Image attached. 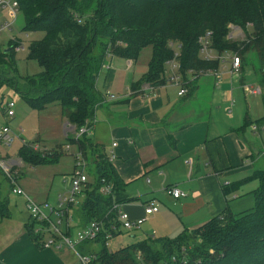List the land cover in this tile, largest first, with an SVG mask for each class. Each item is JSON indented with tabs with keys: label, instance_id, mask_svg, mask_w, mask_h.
Here are the masks:
<instances>
[{
	"label": "trees",
	"instance_id": "trees-1",
	"mask_svg": "<svg viewBox=\"0 0 264 264\" xmlns=\"http://www.w3.org/2000/svg\"><path fill=\"white\" fill-rule=\"evenodd\" d=\"M16 1L25 17L22 31L44 33L41 40L31 43L28 57L37 61L42 72L20 77L12 47L8 53H0V89L10 88L38 111L58 104L63 117L77 129L93 123L100 102L96 81L108 55L136 61L147 47L153 54L144 81L153 85L165 84V65L172 60L179 62L181 73L191 72L197 78L209 71L219 72L228 63L225 54L238 55L243 74L251 68L259 76L264 103V0ZM229 25L243 29L245 39H228ZM206 33H211V48L219 59L200 57L199 39ZM252 62L259 68L255 70ZM8 73L15 76L10 78ZM186 79L184 87L189 92L192 83ZM67 141L92 166L91 180L82 187L84 193L81 190L83 201L78 209L75 203L68 207L76 212L78 230L101 224L97 238L77 245L78 253L94 257L92 264H139V259L144 264H264V169L243 180L246 184L259 181L252 209L233 214L227 206L201 227L174 239H149L111 252L107 242L121 226L115 206L128 201L124 183L104 149L92 145L88 136ZM62 153L59 148L44 154L26 146L19 150L30 166L56 163ZM105 186L110 188L108 195L100 191ZM0 213L7 215L3 202ZM71 228L69 225L63 233L71 236ZM26 229L36 248L45 249L52 236L49 223L30 217ZM36 229L40 232L35 233Z\"/></svg>",
	"mask_w": 264,
	"mask_h": 264
},
{
	"label": "crops",
	"instance_id": "crops-1",
	"mask_svg": "<svg viewBox=\"0 0 264 264\" xmlns=\"http://www.w3.org/2000/svg\"><path fill=\"white\" fill-rule=\"evenodd\" d=\"M146 59L148 66L150 53ZM148 70L144 71L138 61L117 55L108 56L96 81L100 102L95 108L93 127L88 136L92 145L104 149L109 159L111 155L114 156L111 163L122 179L128 197V201L118 206V210L128 214L132 221L144 220L139 228L125 230L134 234L145 223L157 225L156 230L147 232V237L132 244L149 239H174L175 234L181 235L184 231L201 227L227 206L233 214L252 209L253 191L259 181L246 184L243 180L264 169V149L259 145L262 132L258 118L254 116L257 114L252 109V102L261 97L264 110L259 86H252L247 91L240 81L241 77L232 78L222 71L215 72L213 76L207 74L197 78L187 73L185 77L192 83V89L179 96L182 77L180 84L167 79L164 85H153L144 81ZM254 89H260L259 94H251ZM110 95H114L116 100H110ZM239 96L244 99L245 106H240ZM58 108L65 122V136L74 138L77 128L63 117L61 107ZM1 115L5 122L11 121ZM5 125L0 124V128ZM254 136L258 138L254 139ZM23 141L26 140L21 139ZM33 142L47 148L41 139ZM66 146L70 147L69 150H66ZM9 149L0 146V153L5 161L12 162L18 175L17 183L25 177L24 172L28 167L59 165L64 156L68 158L66 161L71 177L75 155L79 152L75 145L65 143L62 147L64 154L56 163L30 166L20 156L13 159ZM88 178L91 180L90 176ZM171 186L183 191L186 197L177 200L165 194L164 189ZM11 189L0 171V202L6 204L8 215L0 213V264H65L51 248H36L26 229L30 215L23 220L16 207L12 206L8 197ZM70 190L71 184L63 195H68ZM60 196L62 194L57 197L55 209L59 207ZM29 198L41 206L48 204L49 200L46 192ZM242 200H247L245 206L238 204ZM153 201L159 211L146 216L145 206ZM68 211L69 216L73 212L76 214L74 208ZM46 213L60 231V226L64 224L68 228L65 217L61 220L49 210ZM53 217L56 222L52 220ZM168 220H171L170 229L164 225ZM122 229L120 226L116 230L117 235Z\"/></svg>",
	"mask_w": 264,
	"mask_h": 264
},
{
	"label": "rangeland",
	"instance_id": "rangeland-1",
	"mask_svg": "<svg viewBox=\"0 0 264 264\" xmlns=\"http://www.w3.org/2000/svg\"><path fill=\"white\" fill-rule=\"evenodd\" d=\"M1 15L2 16H0V25L6 22L5 13H2ZM24 25H25L24 14L21 11H18L16 20L14 21L13 26L11 27V30L0 34V53L6 52L7 50H11V48L13 47V51H15L14 52L15 69L17 71V74L22 78H27V77L36 76L42 72V68L39 66L37 61L31 60L28 57H29V47L31 43L34 41L41 40L44 37V33L43 32H34V33L23 32L22 29ZM230 26L232 25H229L228 27L230 28ZM240 29H239V32L237 31H234V32L232 31V33L230 32L228 34V39H232L234 41L244 40L245 39L244 30L243 29L240 30ZM148 53H150L152 57V54H153L152 49L150 47L144 48L139 54L138 59L136 60L139 62V65L142 67L144 71H147L148 70L147 67L149 66V65L147 66L149 62L148 59L145 60V57L147 56ZM179 54H180L179 51L175 53L177 57L179 56ZM203 54L204 53H200V57H202L203 60L207 61ZM214 54H216L215 51H214ZM227 57L228 59L230 58L229 56ZM229 62L230 61L228 60V63L226 64L224 63L223 66H220V71L229 74L230 73V70H229L230 63ZM252 63H255V70L256 68L257 69L259 68V65L256 62H252ZM180 67L181 66L179 65V62L177 60L176 61L172 60L171 62H167L165 65L166 72L164 74V77L166 80L167 79L171 80V78L179 79L180 77H182V86L181 85L180 86H181V89H185L184 86H186L188 81L185 77V74L180 72V69H179ZM246 69H247V72H245L246 75L243 74V72L241 71L240 76L236 77V79L241 77L240 81L244 83L245 86L248 87L249 89H252V86L254 88H257L258 86L260 87V84L258 81L259 76L253 75V73L251 72V68H246ZM215 72L217 71H209L205 75L210 74L213 76V75H216ZM7 76L8 77L10 76V78H13L15 74L8 73ZM261 92L263 94V90ZM1 98H4V100L11 99L15 102V105H16L14 109L15 118L9 122H5V119L1 115L2 113L0 112V124L6 123L15 135V142L12 144V146L8 150L9 154L11 155L13 159L19 158V148L22 146L21 139H25L29 143L35 141L36 139H41L45 143L44 146H46L48 149L52 150L54 148H59L63 152L64 149L60 148L58 145L63 146L68 141H67V137L65 136V132H64L65 122L60 117V112L58 108L59 106L57 104L49 105L45 111L44 110L38 111L32 108L29 104H27L23 98L15 94L8 87H3L0 89V99ZM238 101H239L240 106H245V101L243 98H240V96H239ZM247 102L250 103L248 98H247ZM256 107H257V112H256ZM252 109L253 111H255V114H257L254 116L258 118V125L261 128L260 130L262 132V141L259 140V145L262 146V148L264 149V110H263V104H262L261 97H257L256 102H252ZM243 111H245V108ZM71 125L74 126L73 124ZM87 136H89V134ZM257 138L258 137L254 136V139H257ZM66 157L67 156L62 157L61 159L62 161L59 163V165L55 164L51 166L34 167V168L28 167L26 169V172H24L25 177L21 178L18 181L17 188H20L22 192L24 193V195L28 197H32V196L34 197V196H37L40 192H46L48 193V197H49L48 204L51 207H56V205H58V203L56 202L57 197L59 196V194L63 195L65 192H67V190L70 187V183H71V177L69 174L70 170L68 167V163L66 161L68 160V158ZM84 160L87 162L85 157H84ZM19 175H21V171H19ZM91 175H92V169L89 166V176ZM5 179L11 188V183L9 182L8 178L5 177ZM256 182L257 181H255L254 184H256ZM258 186H259V183L256 185V188ZM81 190L83 191L82 188ZM84 196L85 194L83 195L81 193V195L76 198V208L77 209L79 207V204L83 201ZM8 197H10L12 206H15L19 214H21V216L23 217V220H26L28 216L30 215V213L27 208V202L25 203L26 201L25 198L23 196H18L12 192L8 194ZM239 198H243V197H239ZM35 202L41 206L40 203H38L37 201ZM246 202L247 200H242V201H238V204L245 206ZM72 215L74 216V218H73V222L70 224L72 228H71V236H69V238L72 242H74L76 240V233L82 232L83 229L78 230L77 228L78 219L74 212L70 214L71 218L73 217ZM52 220L56 222L54 217L52 218ZM170 221L171 220H168L167 222L164 223L165 228L167 229L171 228ZM156 226H157L156 223H152V222L150 224L145 223L140 230L143 233L138 231V232H135L134 234L126 231L125 229H122V232L119 235L108 240L107 247L109 251L115 252L122 247H125L136 241H140L141 238L143 237H147L149 235V233L147 232L151 230H156ZM60 229L62 232H64L65 224L63 226H60ZM179 234L180 233L175 234L173 238H176L177 236H179ZM50 250L56 253L65 264H79V259L76 253L67 247H63L61 250H55L54 248H51ZM138 263L144 264V261L139 259Z\"/></svg>",
	"mask_w": 264,
	"mask_h": 264
},
{
	"label": "built area",
	"instance_id": "built-area-1",
	"mask_svg": "<svg viewBox=\"0 0 264 264\" xmlns=\"http://www.w3.org/2000/svg\"><path fill=\"white\" fill-rule=\"evenodd\" d=\"M19 11V4L16 0H0V16H2V13H5L6 16V22L4 24L0 25V34L3 32H7L11 30V27L13 26L14 21L16 20L17 12ZM251 26V25H249ZM239 27L236 26H230L231 33L232 31L239 32ZM241 30V29H240ZM242 32V31H241ZM211 33H208L204 36H201L199 39V42L201 44V53H204L205 59L207 61L216 60L220 57L217 54H214V50L211 48ZM227 60L230 62V73L229 75L232 78H236L240 76L241 73V61L240 58L237 55H230L225 54ZM108 56H111L108 55ZM229 56L230 58L228 59ZM223 58V57H221ZM170 82H176L180 83L179 79H173L169 80ZM247 91H250L248 87H246ZM260 89H254L250 93L253 95L259 94ZM187 93L186 88L181 89L179 92V96H183ZM110 100H116V97L114 95L109 96ZM15 102L11 99L4 100L0 102V112L7 118L8 120H12L15 117ZM93 123L89 124V122L86 123L85 126H83L80 129H77L74 134L75 140H80L82 137L87 136L89 132L92 130ZM15 141V135L9 128V126L5 125L0 128V146H4L5 148H10L12 144ZM23 146H26L28 148H31L32 151L36 153H47L49 150L47 148H44L40 146L38 143L32 142L27 143L26 141H23ZM69 146H66V150H69ZM114 156L111 155V158L109 159L110 162H112ZM0 171L4 174L5 177L8 178L9 182L11 183L12 192L18 196H23L27 202V208L30 213V217L34 220L40 221V222H47L50 225L51 228V238L46 241L44 244L45 249L46 248H54L57 250H61L63 247H67L71 250H73L78 259L79 264H92L94 257L93 256H87V255H81L77 251V245L84 242V241H92L100 234L102 227L101 224L98 223H92L90 226H88L86 229H84L82 232L76 233V240L72 242L69 238V236H66L63 234L58 226L54 223H52L50 215L46 213V210H49L51 213H55L57 216L60 217L62 220L64 217L66 218V224L67 227H69L71 218L69 216L68 207H70L72 204L75 203L76 197H78L81 193V188L85 185L86 182H88V173H87V162L84 160V156L81 152H78L75 155V166L74 171L71 175V190L68 193V195H62L59 197V207L53 208L49 206L48 204L43 205L42 207L38 205L36 202L32 201L28 196L24 195L22 190L20 188H17V180L18 175L14 171V167L12 165V162L5 161L2 158V155L0 153ZM103 194L108 195L110 193L109 187L101 188L100 190ZM164 193L171 196L174 199H181L185 198L186 194L178 189L177 187H166L164 189ZM67 206V210H66ZM115 209L117 210L118 219L120 222V225L123 227V229L126 230H132L139 228L144 220H136L132 221L128 214L125 212H122L118 210V206H115ZM145 215L151 216L153 214L158 213L159 208L157 204L153 201L152 203L145 206ZM40 230L36 229L35 233H39Z\"/></svg>",
	"mask_w": 264,
	"mask_h": 264
},
{
	"label": "water",
	"instance_id": "water-1",
	"mask_svg": "<svg viewBox=\"0 0 264 264\" xmlns=\"http://www.w3.org/2000/svg\"><path fill=\"white\" fill-rule=\"evenodd\" d=\"M10 50H7L6 52H9Z\"/></svg>",
	"mask_w": 264,
	"mask_h": 264
}]
</instances>
